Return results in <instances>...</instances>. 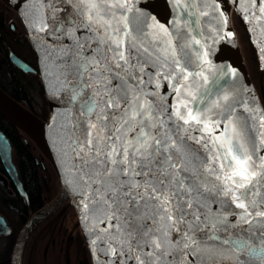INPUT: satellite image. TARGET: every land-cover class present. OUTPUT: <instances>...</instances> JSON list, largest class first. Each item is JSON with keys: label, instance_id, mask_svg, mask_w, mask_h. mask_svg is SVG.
I'll use <instances>...</instances> for the list:
<instances>
[{"label": "snow or ice", "instance_id": "obj_1", "mask_svg": "<svg viewBox=\"0 0 264 264\" xmlns=\"http://www.w3.org/2000/svg\"><path fill=\"white\" fill-rule=\"evenodd\" d=\"M138 2L32 0L33 31L68 41L47 74L97 264H264V110L208 59L205 0H171L172 28Z\"/></svg>", "mask_w": 264, "mask_h": 264}, {"label": "water", "instance_id": "obj_2", "mask_svg": "<svg viewBox=\"0 0 264 264\" xmlns=\"http://www.w3.org/2000/svg\"><path fill=\"white\" fill-rule=\"evenodd\" d=\"M229 1L233 6L234 12L238 15L245 27L254 49L259 69L258 80L262 91L264 53H262L260 49L264 47V19L256 20L252 18L253 12H255L257 16L260 15L258 12L259 0H257L256 9L251 8L250 0H243L244 5L249 8L247 13L249 19H245V13L240 10L238 3H235L234 0ZM10 3L23 20L27 37L36 60L37 71L13 55H11V59L24 72H38L40 74L48 103L49 116L47 120H41L28 108L22 105L20 101L10 97L1 88L0 115L15 125L40 149L50 162L60 182V190L57 195L26 221L18 235L12 253L11 264H20V254L23 245L31 230L38 223L47 216L53 214L67 201L74 207L76 214L79 208L77 207L78 197L70 188L65 186L62 179L67 165L71 163L64 155V145L61 140L60 126L65 120L64 101L60 95L54 94L55 81L47 74L51 68L49 60L53 59L55 56L54 49L66 48L68 46V41L66 38L57 39L56 35L33 31L30 27L31 22L35 19L32 0H11ZM205 3L210 12V15L204 18V23L202 24L206 37L205 42L210 46L208 49V59L212 63L222 83L234 85V90H236V94L241 100H247L250 105L258 104L260 109L264 110L260 94L257 92L247 70L231 23L226 19L227 24H222L221 21L225 19V17H220V12L214 8V5L209 0H205ZM136 7L141 10L144 16L154 18L155 22L165 27L172 28V22L177 19L178 16L183 19V15L173 6L171 0H139ZM61 15L63 14L61 13ZM148 22L151 23L152 21L149 20ZM210 28L215 29V31H209ZM231 70H235L236 72L234 78L230 76ZM167 87L168 85L164 83L161 91L163 92ZM169 100H171V97H169ZM0 162L5 173L15 185L18 192L25 196L22 184L18 178L17 168L12 160L11 143L1 130ZM0 187L7 189L6 178L1 174ZM78 222L81 227L79 218ZM0 223L7 227V223L2 216H0ZM83 235L88 245L91 263L95 264L92 247L88 241V237L84 232ZM83 262L84 264H88L85 257Z\"/></svg>", "mask_w": 264, "mask_h": 264}, {"label": "trees", "instance_id": "obj_3", "mask_svg": "<svg viewBox=\"0 0 264 264\" xmlns=\"http://www.w3.org/2000/svg\"><path fill=\"white\" fill-rule=\"evenodd\" d=\"M25 45L28 59L35 66V59L28 37ZM251 49L258 71L255 52L253 47ZM6 50L7 44L0 41V88L10 97L19 100L38 118L44 121L47 120L49 108L40 74L23 73L13 67L7 58ZM260 98L264 106V91L263 96L260 95ZM0 130L7 136L12 145V160L17 167L19 179L29 200L28 203L20 201L21 210L28 217L32 211L51 201L57 195L60 190V182L50 162L40 149L15 125L1 115ZM35 159H38L37 164ZM16 199L19 200L18 197ZM8 201L17 206L4 195L0 188V212L5 208V203ZM66 205L69 207L67 211L73 217V236L80 237L85 242V237L75 217L74 207L69 202ZM58 222L59 220H56L53 224L45 225L40 234L37 233V226L42 222L32 229L26 240L27 264H81V252L76 247V242L72 239L66 241L65 235H57L58 229L61 228L55 224ZM61 231L65 233V230ZM10 247L11 244L1 246L0 259L2 264H7ZM88 263L92 264L90 254H88Z\"/></svg>", "mask_w": 264, "mask_h": 264}, {"label": "flooded vegetation", "instance_id": "obj_4", "mask_svg": "<svg viewBox=\"0 0 264 264\" xmlns=\"http://www.w3.org/2000/svg\"><path fill=\"white\" fill-rule=\"evenodd\" d=\"M26 38H27L26 28L24 26V23H23L21 16L18 14L17 10L13 7V5L10 3L9 0H0V41L2 43L7 44V50H6L7 51V58L9 60V62L11 63V65H13V67L17 68L21 72L32 73V72H24L11 59V55H13L16 58H18L19 60L25 62L27 65H29V67H31L32 69L37 71L36 60H35V63H34L35 66H34L32 64V62L28 59V54H27L26 47H25L26 46L25 45L26 44ZM34 59H35V57H34ZM34 73H38V72H34ZM35 162L37 164L38 159H35ZM0 165H1L0 174L6 178L7 189H3L1 187L0 188L2 189V192L4 193V195L7 196L8 198H10L13 201V203H15L17 205V206H15L14 204H11L10 201H8L5 203V206H4L5 208L0 212V216H2L5 220V222L7 223V227L5 225L3 226V224L0 223V249H1L2 245L6 246V244H8V245L11 244L9 255H8V260H7V264H11L13 249H14L16 240L18 238V235H19L22 227L24 226L26 221L33 214H35L38 210H40L45 204L43 206H41L40 208L32 211L29 214V216L26 217V214L21 210L22 207H21L20 203L21 202L28 203L29 202L28 196L26 193L24 196L18 192L15 185L12 183V181L8 178L7 174L5 173L1 162H0ZM17 172H18V170H17ZM18 178H19V174H18ZM16 197H18L19 200H17ZM67 203H68V201L63 206L58 208L53 214L44 218L41 221L42 223L40 222L41 226L40 225L37 226V233L38 234L42 233L41 229L45 225L53 224L56 220H59L58 223H55L57 226L61 227L58 229L57 235L58 236L65 235L66 241H69L70 239H72V241L74 240L76 242V247L81 252V264H84V262H83L84 257L86 258L87 263H88L89 250H88L87 242H86V240L84 242L80 237L76 238L75 236H73V232H74V230H72V226H73L72 218L73 217H72V214L69 211H67V209L69 208L66 205ZM75 217L78 221L76 213H75ZM61 230H63V231L65 230V233H62ZM62 243H64V241H62ZM25 250H26V241L23 245V248H22V251L20 254V264H27ZM0 264H2L1 259H0Z\"/></svg>", "mask_w": 264, "mask_h": 264}, {"label": "rangeland", "instance_id": "obj_5", "mask_svg": "<svg viewBox=\"0 0 264 264\" xmlns=\"http://www.w3.org/2000/svg\"><path fill=\"white\" fill-rule=\"evenodd\" d=\"M230 23L234 30L235 36L237 38L241 53L243 55L247 70L252 78V81L257 89V92L263 96L264 91V78L262 80V91L259 85L257 66L253 56L252 46L245 27L242 25L238 15L234 12V9L231 10L230 14Z\"/></svg>", "mask_w": 264, "mask_h": 264}, {"label": "bare ground", "instance_id": "obj_6", "mask_svg": "<svg viewBox=\"0 0 264 264\" xmlns=\"http://www.w3.org/2000/svg\"><path fill=\"white\" fill-rule=\"evenodd\" d=\"M9 1H11V0H9ZM209 1L213 4V0H209ZM215 3L219 5L218 11L223 12V14H224L223 17H225L230 22V14H231V10L233 9L231 2L229 0H215ZM77 214H78V218H79L81 227L83 229V232L87 235L88 241L90 243V239L92 238V234H90L88 231H86L88 225H86L82 221V213H81L80 209H78ZM99 227H103V225H99ZM97 255H100V254L99 253H95V254L93 253V258H94L95 264H97V259H96ZM103 260H104V257L101 255L100 256V264H103Z\"/></svg>", "mask_w": 264, "mask_h": 264}]
</instances>
